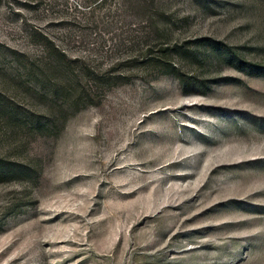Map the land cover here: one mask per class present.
Listing matches in <instances>:
<instances>
[{
	"label": "rangeland",
	"instance_id": "rangeland-1",
	"mask_svg": "<svg viewBox=\"0 0 264 264\" xmlns=\"http://www.w3.org/2000/svg\"><path fill=\"white\" fill-rule=\"evenodd\" d=\"M0 264H264V0H0Z\"/></svg>",
	"mask_w": 264,
	"mask_h": 264
},
{
	"label": "trees",
	"instance_id": "trees-1",
	"mask_svg": "<svg viewBox=\"0 0 264 264\" xmlns=\"http://www.w3.org/2000/svg\"><path fill=\"white\" fill-rule=\"evenodd\" d=\"M54 50V49H53ZM56 53H58L61 57H63L62 53L58 52V50H54ZM147 52H151L150 50H148ZM155 54H160L159 56H161L162 58H165L167 56V52H166V49L165 50H162V49H158L157 51H155ZM177 75V74H176ZM178 79L180 80V83L183 85V80L182 78L177 75Z\"/></svg>",
	"mask_w": 264,
	"mask_h": 264
}]
</instances>
